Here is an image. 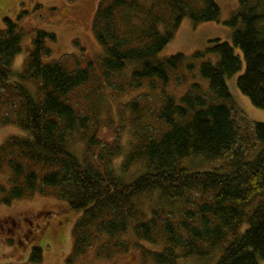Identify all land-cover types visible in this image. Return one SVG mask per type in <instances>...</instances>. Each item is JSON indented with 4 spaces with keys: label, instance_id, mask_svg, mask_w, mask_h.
Instances as JSON below:
<instances>
[{
    "label": "trees",
    "instance_id": "trees-1",
    "mask_svg": "<svg viewBox=\"0 0 264 264\" xmlns=\"http://www.w3.org/2000/svg\"><path fill=\"white\" fill-rule=\"evenodd\" d=\"M238 4L224 22L232 29V43L213 39L191 55L160 59L184 19L194 25L219 19L215 1L101 0L92 20L103 51L95 80L107 86L111 77L129 70L126 86H118L121 92L129 84L138 88L143 82L149 90L157 84L161 91L158 127L139 126L136 142L125 153L116 137L103 143L95 115L81 111L71 99L74 91L91 83L95 63L82 67L76 61L70 68L63 59L45 62L51 57L47 42L56 37L35 30L22 70L14 72L23 32L17 22L3 18L0 124L24 133L0 145V167L11 172L9 198L49 189L80 213L72 232L74 255L83 253L90 239L96 243L101 237L107 244L98 250H107L106 256L112 250L127 251L119 236L132 227L138 239L132 249L139 251L143 264H180L192 258L212 260L210 264H260L264 123L242 132L233 116L227 79L239 74V92L264 110V0H238ZM197 69L208 90L190 80L178 99L165 92L176 71H184L176 82L185 84L186 76L194 79L191 74ZM138 104L133 98L122 106L135 114L136 121L141 116ZM77 136L85 145L81 158L71 150ZM119 155L123 171L140 164L142 172L125 180L111 167ZM196 157L224 164L206 171H191L181 164ZM144 195L157 201L149 203V213L142 209ZM39 253L36 247L31 261H39Z\"/></svg>",
    "mask_w": 264,
    "mask_h": 264
},
{
    "label": "rangeland",
    "instance_id": "rangeland-1",
    "mask_svg": "<svg viewBox=\"0 0 264 264\" xmlns=\"http://www.w3.org/2000/svg\"><path fill=\"white\" fill-rule=\"evenodd\" d=\"M214 1L220 8L219 19L216 22L197 25L188 18L184 19L174 38L158 55L160 59L177 53L191 55L203 50L207 42L213 39L232 43V29L225 26L224 22L238 10V0ZM100 2L101 0H0V28L3 26V18H10L18 23L23 32L22 52L14 60V72L22 70L32 47L31 40L35 30L50 32L56 37L55 41L47 42L51 57L45 59V62L63 59L71 68L76 61L82 67L93 61L96 64L91 73L93 80L74 91L71 99L73 98L81 111H92L95 115L99 128L98 136L102 142L110 143L116 137L125 153L131 149V142H136L139 126H147L148 129L158 127L155 118L161 102V91L159 85L155 84L156 88L149 90L148 83L143 82L138 88H130L129 84V88L121 92L119 87L126 86L125 82L128 83L129 70L111 77L107 86L95 80L99 75L98 59L103 51L92 31V20ZM236 52L240 53L239 50ZM184 74L183 70L174 73L165 87L167 94L178 99L186 92L190 80L199 81L204 90H208V82L200 77L198 69L191 74L194 79H189L187 75V83L178 84L176 78L181 81ZM238 75L227 79L235 105L233 116L242 132H252L255 123H264V110L254 107L249 99L239 92L236 87ZM133 98L139 102L141 113L137 121L135 114L122 107L123 103ZM154 129L151 132L156 135ZM22 134L24 133L14 126L0 124V145L10 136ZM73 141L71 150L77 157H83L84 143L78 136ZM119 157L120 155L112 161L111 167L125 180L130 181L142 172L140 164L132 165L123 171ZM181 164L191 171H206L222 167L224 163L221 160L209 161L196 157L186 158ZM10 174L8 167H0V223H15V227H11L14 233L8 227H0V264H143L139 251L132 249L138 241L132 227H128L126 232L119 236V240L128 245L127 251L112 250L111 254L106 256L107 250H98L102 244H107V240L101 237L102 240L96 243L90 239V245L80 255L72 254V232L80 213L73 212L65 201L58 199L49 189L42 192L37 188L18 199L9 198L12 186ZM140 199L142 209L147 212L149 203H157H153V199L146 195ZM109 246L111 245L108 244ZM36 247L40 250V259L33 262L31 255ZM211 262L212 260L192 258L183 260L180 264ZM260 264H264V260L260 261Z\"/></svg>",
    "mask_w": 264,
    "mask_h": 264
},
{
    "label": "flooded vegetation",
    "instance_id": "flooded-vegetation-1",
    "mask_svg": "<svg viewBox=\"0 0 264 264\" xmlns=\"http://www.w3.org/2000/svg\"><path fill=\"white\" fill-rule=\"evenodd\" d=\"M0 227H8L9 230L14 233V231H12L11 227H15V223L12 221L11 222L7 221L5 223H0Z\"/></svg>",
    "mask_w": 264,
    "mask_h": 264
}]
</instances>
